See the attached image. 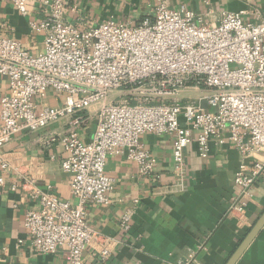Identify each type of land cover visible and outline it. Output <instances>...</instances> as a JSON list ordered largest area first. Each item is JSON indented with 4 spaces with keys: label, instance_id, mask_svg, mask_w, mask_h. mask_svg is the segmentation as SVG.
Segmentation results:
<instances>
[{
    "label": "built area",
    "instance_id": "2783aa9c",
    "mask_svg": "<svg viewBox=\"0 0 264 264\" xmlns=\"http://www.w3.org/2000/svg\"><path fill=\"white\" fill-rule=\"evenodd\" d=\"M12 1L22 15L29 14L30 0ZM43 4L47 16L33 24L46 35L43 52L32 54L16 38L0 37V77L10 85L0 98V151L23 131L70 123L60 137L62 168L72 174L78 204L50 193L40 196L41 208L29 210L24 220L36 253L54 254L64 246L70 264H86L84 253L93 246L102 260L112 257L113 241L89 226L88 205L110 203L109 156L123 154L143 176L160 178L157 160L141 142L146 133L173 138L180 191L188 177L186 149L196 142L207 155L211 141L226 133L253 159L235 177L242 195L252 196L264 182V19L247 22L240 11L205 22L192 10H174L160 0L154 16L138 25L108 20L86 28L65 19V0ZM189 88L210 91L204 98L208 108L179 99ZM51 91L64 97L63 104L39 110L37 100ZM94 104L100 105L98 123L87 143L81 128ZM0 162L6 168L1 154ZM245 206L241 201L232 209ZM131 218L130 211L123 216L122 231L131 229ZM196 263L191 252L177 264Z\"/></svg>",
    "mask_w": 264,
    "mask_h": 264
},
{
    "label": "crops",
    "instance_id": "0c3cea01",
    "mask_svg": "<svg viewBox=\"0 0 264 264\" xmlns=\"http://www.w3.org/2000/svg\"><path fill=\"white\" fill-rule=\"evenodd\" d=\"M65 1V19L86 28L108 20L138 25L152 18L160 4V0ZM167 4L174 10H192L205 22L240 11H245L247 22L264 19V0H167ZM28 10L24 16L12 0H0V37L16 38L38 54L45 50L46 35L33 24L47 16L43 0H30ZM9 91L8 79L0 77V98ZM209 94L206 89L189 88L179 99L208 108L204 98ZM37 101L42 110L63 104L64 97L51 91ZM99 107L94 104L86 112L89 120L81 136L87 143L94 138ZM69 126L64 119L36 132L23 131L1 149L7 166L0 162V179L4 180L0 182V264H70L64 246L54 254L36 253L24 226L26 213L41 208L44 193L78 204L71 189L72 174L62 168L65 154L60 137ZM141 142L157 160L160 178L143 176L138 165L123 154L109 156L106 171L114 180L110 203H90L88 223L113 241V255L104 261L93 246L88 247L86 264H177L191 252L196 264H226L264 213V182L251 190L250 198L242 195L235 182L241 165L253 159H246L226 133L211 141L207 155L194 142L186 149L188 177L180 191L174 181L173 138L146 133ZM241 201L245 209L233 210ZM128 211L132 212L131 229L124 232L121 224ZM237 264H264V228Z\"/></svg>",
    "mask_w": 264,
    "mask_h": 264
},
{
    "label": "water",
    "instance_id": "95a60500",
    "mask_svg": "<svg viewBox=\"0 0 264 264\" xmlns=\"http://www.w3.org/2000/svg\"><path fill=\"white\" fill-rule=\"evenodd\" d=\"M264 228V213L258 219L256 224L252 227L249 233L246 235L244 240L240 243L236 251L228 259L226 264H237L241 257L244 255L246 250L252 244V242L258 237L262 229Z\"/></svg>",
    "mask_w": 264,
    "mask_h": 264
}]
</instances>
